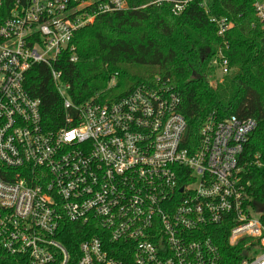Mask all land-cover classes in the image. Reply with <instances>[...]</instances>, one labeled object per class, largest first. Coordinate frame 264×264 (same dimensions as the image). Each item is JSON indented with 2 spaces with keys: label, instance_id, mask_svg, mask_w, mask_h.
<instances>
[{
  "label": "built area",
  "instance_id": "2783aa9c",
  "mask_svg": "<svg viewBox=\"0 0 264 264\" xmlns=\"http://www.w3.org/2000/svg\"><path fill=\"white\" fill-rule=\"evenodd\" d=\"M164 2L175 15L196 2L210 15V0L152 4ZM128 9L125 0H0V245L24 264H264V211L242 181L256 121L212 114L190 149L181 98L160 79L117 102L75 106L66 96L55 66L67 51L77 62L76 34ZM254 9L264 30V0ZM210 21L223 41L210 62L216 82L232 72L234 23ZM34 69L58 97L55 121L28 88ZM69 225L89 235L73 250Z\"/></svg>",
  "mask_w": 264,
  "mask_h": 264
},
{
  "label": "trees",
  "instance_id": "16d2710c",
  "mask_svg": "<svg viewBox=\"0 0 264 264\" xmlns=\"http://www.w3.org/2000/svg\"><path fill=\"white\" fill-rule=\"evenodd\" d=\"M125 1L128 10L101 15L76 34L77 62H70V52L62 54L55 67L62 71V83L70 87L66 96L75 106L93 99L117 102L160 79L161 85L167 84L181 98L190 149L198 145L202 126L212 114L220 119L235 115L256 121L257 128L242 156V181L247 202L264 211V30L254 9L256 0H210V15L198 2L175 15L168 2ZM210 16L234 23L227 35L232 72L216 82L211 78L210 62L223 41ZM113 78L117 84L110 88ZM27 83L31 95L43 99L46 116L57 120L59 100L47 80L34 69ZM78 228L68 227L64 241L71 250L89 237ZM219 230L223 236L215 239L225 251L228 230L225 226ZM0 264H24V260L7 254L0 245Z\"/></svg>",
  "mask_w": 264,
  "mask_h": 264
},
{
  "label": "rangeland",
  "instance_id": "374dc122",
  "mask_svg": "<svg viewBox=\"0 0 264 264\" xmlns=\"http://www.w3.org/2000/svg\"><path fill=\"white\" fill-rule=\"evenodd\" d=\"M213 81V80H212Z\"/></svg>",
  "mask_w": 264,
  "mask_h": 264
}]
</instances>
